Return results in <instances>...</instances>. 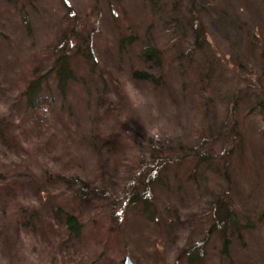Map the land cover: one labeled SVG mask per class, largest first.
<instances>
[{
    "label": "rangeland",
    "instance_id": "obj_1",
    "mask_svg": "<svg viewBox=\"0 0 264 264\" xmlns=\"http://www.w3.org/2000/svg\"><path fill=\"white\" fill-rule=\"evenodd\" d=\"M63 42L66 99L51 73ZM0 122V264H264V0H0ZM224 207L244 240L223 236Z\"/></svg>",
    "mask_w": 264,
    "mask_h": 264
},
{
    "label": "trees",
    "instance_id": "obj_2",
    "mask_svg": "<svg viewBox=\"0 0 264 264\" xmlns=\"http://www.w3.org/2000/svg\"><path fill=\"white\" fill-rule=\"evenodd\" d=\"M124 43V42H123ZM121 48L123 47V44ZM59 52V58L54 62V65L51 68V73L54 74V80L56 81L57 84V89L59 93L63 96V98L66 99V97L69 94L70 88L72 87L73 84L77 81V76H76V71L72 66V56L69 55L66 43H62L61 49L59 47L56 48ZM80 51H78L79 53ZM141 58L144 59L147 63H162L161 57L159 55V51L157 49H149L148 51H145L142 55ZM48 77L49 75L45 76H38L34 77L30 81L27 89L25 90L23 96L24 100L26 103V110L30 111H35L41 107V101H42V96L45 92V88L48 87ZM132 78L136 81L143 82V83H149L154 86H161L162 85V78L159 76H155L154 74L145 71V70H135L134 73L132 74ZM6 124H3L0 122V138L2 137V131L5 130V127L8 125L4 126ZM96 140H93V145L95 144ZM160 159L157 161H161V156L162 154H158ZM164 155V154H163ZM203 160L213 163L215 162V159L212 156H203ZM166 162L167 160H163V162ZM168 165V164H167ZM167 165H161L162 168H164ZM160 172H163L162 169ZM168 173L165 172V176L167 177ZM154 181L152 179L149 180L148 186L152 185ZM71 184V183H70ZM85 183L82 181L80 182H75L72 183V187H77V186H82L85 187ZM147 186V187H148ZM147 189V188H146ZM144 196H147V190L143 191ZM134 200L132 201V205L134 206L135 204L139 203V200H135L136 197H133ZM222 206V205H221ZM220 206V207H221ZM149 205L148 202L144 201L143 202V210L146 211L148 209ZM216 221L218 223V226L222 227L221 231L224 233L223 236L226 237L227 227H232V232L234 230L239 232V238L241 240H244L243 233L246 229L245 225H242L239 218H235V213L233 211H230L229 209H226L225 207L221 209V211L216 215ZM54 217L59 220L62 223V226L65 227L67 232L71 236H75L79 238L82 234L83 231V224L80 223L79 219L71 212H67L62 208H58L54 211ZM35 219V216L33 217ZM35 221V220H34ZM33 222V221H32ZM31 221L27 222L26 220L24 221L23 224L24 228H31L32 223ZM19 225V223H18ZM220 231V232H221ZM236 233V232H235ZM229 234V233H228ZM231 234V232H230ZM231 248V243L230 241L226 238L225 239V244H224V250H223V255L228 256ZM192 262L195 264L197 263H202L203 258L200 255H195L190 259Z\"/></svg>",
    "mask_w": 264,
    "mask_h": 264
},
{
    "label": "water",
    "instance_id": "obj_3",
    "mask_svg": "<svg viewBox=\"0 0 264 264\" xmlns=\"http://www.w3.org/2000/svg\"><path fill=\"white\" fill-rule=\"evenodd\" d=\"M124 264H134L133 260L128 257L126 260H125V263Z\"/></svg>",
    "mask_w": 264,
    "mask_h": 264
},
{
    "label": "clouds",
    "instance_id": "obj_4",
    "mask_svg": "<svg viewBox=\"0 0 264 264\" xmlns=\"http://www.w3.org/2000/svg\"><path fill=\"white\" fill-rule=\"evenodd\" d=\"M152 134L155 136V135H157V130H154L153 132H152Z\"/></svg>",
    "mask_w": 264,
    "mask_h": 264
}]
</instances>
